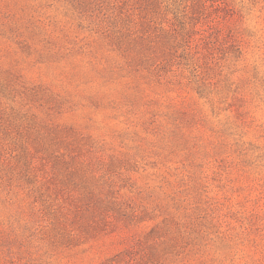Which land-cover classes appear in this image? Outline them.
<instances>
[{
  "label": "rangeland",
  "instance_id": "obj_1",
  "mask_svg": "<svg viewBox=\"0 0 264 264\" xmlns=\"http://www.w3.org/2000/svg\"><path fill=\"white\" fill-rule=\"evenodd\" d=\"M0 264H264V0H0Z\"/></svg>",
  "mask_w": 264,
  "mask_h": 264
}]
</instances>
